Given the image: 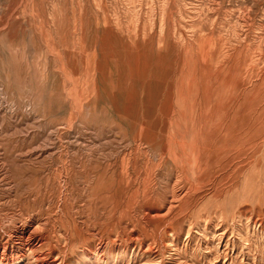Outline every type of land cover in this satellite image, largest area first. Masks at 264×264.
<instances>
[{
    "label": "rangeland",
    "instance_id": "obj_1",
    "mask_svg": "<svg viewBox=\"0 0 264 264\" xmlns=\"http://www.w3.org/2000/svg\"><path fill=\"white\" fill-rule=\"evenodd\" d=\"M0 159L54 264H264V0H0Z\"/></svg>",
    "mask_w": 264,
    "mask_h": 264
},
{
    "label": "bare ground",
    "instance_id": "obj_2",
    "mask_svg": "<svg viewBox=\"0 0 264 264\" xmlns=\"http://www.w3.org/2000/svg\"><path fill=\"white\" fill-rule=\"evenodd\" d=\"M18 203L13 176L0 159V264H54L57 259L44 253L47 240L37 235L42 226H34Z\"/></svg>",
    "mask_w": 264,
    "mask_h": 264
}]
</instances>
